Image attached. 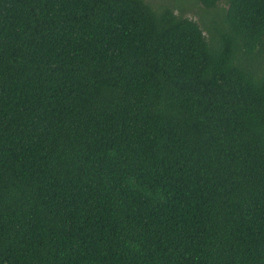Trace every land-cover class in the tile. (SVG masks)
I'll return each instance as SVG.
<instances>
[{"label": "trees", "instance_id": "1", "mask_svg": "<svg viewBox=\"0 0 264 264\" xmlns=\"http://www.w3.org/2000/svg\"><path fill=\"white\" fill-rule=\"evenodd\" d=\"M0 264H264V0H0Z\"/></svg>", "mask_w": 264, "mask_h": 264}, {"label": "rangeland", "instance_id": "2", "mask_svg": "<svg viewBox=\"0 0 264 264\" xmlns=\"http://www.w3.org/2000/svg\"><path fill=\"white\" fill-rule=\"evenodd\" d=\"M148 2H150L151 4H156L159 2V0H147ZM175 2L176 0H171V2ZM173 4V3H172ZM175 13H178V11H175ZM186 17L194 20L197 24H199L200 26H202L203 20L200 19L197 15L191 13V12H186L184 13Z\"/></svg>", "mask_w": 264, "mask_h": 264}]
</instances>
